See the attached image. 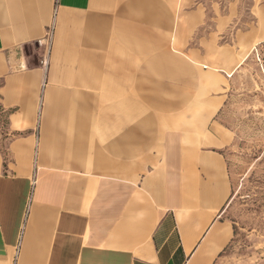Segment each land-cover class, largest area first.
Masks as SVG:
<instances>
[{
    "label": "rangeland",
    "instance_id": "374dc122",
    "mask_svg": "<svg viewBox=\"0 0 264 264\" xmlns=\"http://www.w3.org/2000/svg\"><path fill=\"white\" fill-rule=\"evenodd\" d=\"M158 1L155 22L145 23L150 10L135 1L122 14L59 15L53 0L43 37L23 48L24 68L12 70L39 68L24 79L33 94L22 96V126L40 137L39 156L51 158L52 149L63 163L85 166L37 162L32 180L49 189L80 173L136 174L164 145L189 151L214 142L227 164L222 215L232 229L214 264H264V0ZM6 112L0 104V146Z\"/></svg>",
    "mask_w": 264,
    "mask_h": 264
},
{
    "label": "crops",
    "instance_id": "0c3cea01",
    "mask_svg": "<svg viewBox=\"0 0 264 264\" xmlns=\"http://www.w3.org/2000/svg\"><path fill=\"white\" fill-rule=\"evenodd\" d=\"M133 1L150 10L145 23H154V11L163 5L158 0H58L57 12L114 7L122 14ZM52 8L53 0H0V104L7 111L0 146V264H214L232 235L222 215L231 195L227 164L214 142L189 151L164 145L163 156L136 174L80 173L51 181L49 189L33 182L37 162L85 166L69 158L63 163L52 149L51 158L39 156L40 137L22 126L24 92L33 94L24 79L39 68L13 71L24 68L23 48L43 37ZM45 120L42 136L49 134Z\"/></svg>",
    "mask_w": 264,
    "mask_h": 264
},
{
    "label": "built area",
    "instance_id": "2783aa9c",
    "mask_svg": "<svg viewBox=\"0 0 264 264\" xmlns=\"http://www.w3.org/2000/svg\"><path fill=\"white\" fill-rule=\"evenodd\" d=\"M49 33H50V30H49ZM40 62H41L42 64H46V61H45L44 59H42Z\"/></svg>",
    "mask_w": 264,
    "mask_h": 264
},
{
    "label": "bare ground",
    "instance_id": "6f19581e",
    "mask_svg": "<svg viewBox=\"0 0 264 264\" xmlns=\"http://www.w3.org/2000/svg\"><path fill=\"white\" fill-rule=\"evenodd\" d=\"M231 74H232V72H231V71L227 72V76H230Z\"/></svg>",
    "mask_w": 264,
    "mask_h": 264
}]
</instances>
